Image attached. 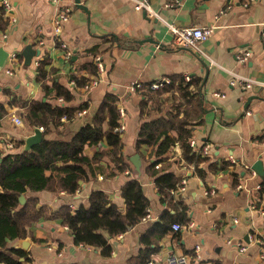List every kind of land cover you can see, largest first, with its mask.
Listing matches in <instances>:
<instances>
[{"label": "crops", "instance_id": "1", "mask_svg": "<svg viewBox=\"0 0 264 264\" xmlns=\"http://www.w3.org/2000/svg\"><path fill=\"white\" fill-rule=\"evenodd\" d=\"M11 1V11L4 13L3 9L0 10V19L4 16L10 21L6 30H0V35L2 32L8 35L0 43V54L2 48L9 53L4 66L0 67V105L6 111L0 118V152L15 151L14 146L11 148L8 144H15L22 135L33 132L30 125H18L13 120L14 115H20L26 121L25 109L30 100L63 104L57 98L48 99L43 82L37 79L35 61L38 58L41 62L46 61L47 54L51 62L46 65L49 74L45 82L52 86L56 80L71 89L75 99L69 104L87 103L88 112L76 115L73 120L63 119L59 126L51 125L46 137L70 139L83 124L92 121L105 95L114 93L119 97V105L126 108L127 115L126 129H114L113 132L124 142L125 158L131 161L132 155L140 153L143 166L142 175L136 173L133 164L132 172L115 173V164L105 139L98 146H85L84 154L89 161L74 156L57 163L55 173L58 177L68 171L80 174L78 183L73 184L69 191L29 190L25 194L27 199L36 198L39 207L47 205L53 210L64 204L77 209L81 204H89L92 191L102 189L125 210L122 187L129 179L138 177L154 216L110 238L113 246L110 256H103L101 249L76 244L74 236L59 219L42 218L28 227L24 236L32 240L26 251L31 258L30 264H129V259L139 254L141 234L153 222L160 220L168 206L162 201L154 177L145 173L152 148L143 146V153L136 150L138 130L143 120L137 104L140 94L130 92L129 85L133 81L147 83L178 74L204 78L201 91L205 110L202 121L194 126L190 138H195L200 146L211 144V154L208 160L200 163L205 170L203 177L196 172L194 163L180 158V144L167 154L168 159L163 165L187 179L186 190L177 194L174 201L182 197L189 207L190 220L187 223L174 222L182 224V228L175 230L173 223L172 230L159 241V248L151 258L165 260L170 254L195 253L199 244L202 260L198 264H264V199H257L261 197L258 187L262 186L264 177L254 169L257 161L262 160L264 164V98H254L248 110L243 109L248 95L264 97V0L249 6L244 4L247 0H180L172 6L166 5L172 0H149L158 14L154 17L144 9L135 8L138 0H81L90 13L77 7L75 0H65L73 5V11L59 37L54 32L53 19L57 7L52 2ZM170 23L211 26L213 31L196 50L173 43ZM107 35L125 37L133 42L153 38L155 42H137L136 48H128L104 42ZM60 42L66 43L73 52L70 60L65 58ZM29 43L40 49L41 54L29 66L20 59L11 64L10 55L22 54ZM96 44L102 45L101 56L107 65L102 80L90 90L82 86L72 87L71 73L89 74L83 65L95 59L89 49ZM106 47L109 48L104 51ZM245 51L250 55L247 60L240 61L239 56ZM8 68L12 69V74L7 72ZM235 74L262 83L243 89L240 84L231 83ZM214 91L225 96H215ZM171 134L176 135V131ZM211 163L216 166L211 167ZM234 173L243 177L240 189L235 184ZM211 187L215 193L206 194V189ZM178 210L181 211L180 206ZM171 212L176 213L174 209ZM238 242L246 244L247 250L240 251Z\"/></svg>", "mask_w": 264, "mask_h": 264}, {"label": "trees", "instance_id": "2", "mask_svg": "<svg viewBox=\"0 0 264 264\" xmlns=\"http://www.w3.org/2000/svg\"><path fill=\"white\" fill-rule=\"evenodd\" d=\"M2 9L0 7V10ZM9 23V19L2 16L0 30H6ZM104 42H111L112 45L120 44L128 48L138 46L137 42L116 35L105 36ZM108 48L103 49L106 51ZM101 51V44H96L89 49L95 57L101 55ZM19 59L24 61L23 54H19ZM44 60L46 61H42L38 66L37 79L43 82L42 86L48 99L63 97V104L42 99L30 100L25 109V119L31 127L37 125L44 128L43 140L30 150L21 151L20 148L24 141L19 139L14 144L15 151L0 152V264H30L31 258L28 253L13 247L11 243L26 236L27 228L42 218L59 219L62 225L68 227L76 244L101 249L103 256H110L113 251L110 238L121 235L128 231L129 226L140 223L150 207V200L138 177L129 179L122 187L121 194L125 199V210L121 209L110 194L102 189L92 191L89 204L87 206L81 204L77 209H73L69 204H64L57 210L47 205L39 207L38 200L33 197L28 198L24 205L20 204V195L26 194L29 190L69 191L73 184L78 183L80 174L77 171H68L58 177L55 173L57 163L74 156H81L84 161H89L88 156L84 154L85 146H98L105 139L109 145L108 153L115 164V173L133 171L131 161L123 154L122 138L113 132L120 119L119 97L114 93L105 95L92 121L83 124L70 139L46 137L51 125L62 124L64 116L68 120H73L76 112L86 108L88 104L81 103L72 106L69 103L75 99V94L71 89L56 80L53 81L52 86L47 84L45 81L49 70L46 65L51 61L47 54ZM83 67L89 71L88 75L76 72L69 75L70 79L76 80L77 87L83 86L99 75L95 59L86 62ZM171 78L173 79L171 85L158 90L147 87L139 91L140 115L143 121L138 130L136 150L142 152L143 146L152 148L150 162L145 168V173L154 177L162 201L168 207L160 220L153 222L149 229L141 234L142 247L137 256L129 259V264H147L152 259V254L159 248V241L172 230V224L179 221L187 223L190 220L187 213L189 207L183 202L181 196L180 199L174 201L175 195L172 193V190L178 188L183 177L163 165L171 149L176 144H180L182 148L180 158L187 163H194L198 175L201 177L205 175V170L200 167V163L208 160V157L194 150L188 142V139L193 136L194 126L202 121L205 110L201 91L204 78L196 75L192 76L190 81H186L185 76L180 74ZM173 88L181 91L188 99V103L192 101L193 108L190 110L175 107V110L166 114L144 118L142 110L148 104V98L153 95L151 93ZM5 112L4 106L0 105V118ZM172 131H176V135H172ZM210 166L214 167L216 164L211 163ZM234 175L235 184H238L239 174L234 173ZM263 191L264 182L260 196ZM178 206L181 211L178 210ZM171 209H174L176 213H172Z\"/></svg>", "mask_w": 264, "mask_h": 264}, {"label": "built area", "instance_id": "3", "mask_svg": "<svg viewBox=\"0 0 264 264\" xmlns=\"http://www.w3.org/2000/svg\"><path fill=\"white\" fill-rule=\"evenodd\" d=\"M49 1L52 2L57 7L56 14L53 19V27H54L55 34L59 37L62 33L64 23L68 21V19H70L71 17V14L73 11V5L66 3L65 0H49ZM256 1L258 0H247L245 1L244 4L246 6H249L250 4ZM178 3H180V0H172L171 2H168L166 5L172 6ZM0 6L3 7L5 11L4 13L11 11V9L13 8L11 0H0ZM229 7H231V5H229ZM135 8L138 10H142V9L146 10L148 15L151 17L158 15L156 10L151 6L149 0H138L135 4ZM11 19L15 20L14 17H11ZM169 29H170V32L173 34L174 44L179 45V46L189 47L191 49H196V50L199 49L200 43L208 39V37L211 35L213 31V28L211 26H177L172 23L169 24ZM7 36L8 35L6 32H2V34L0 35V43L4 41V39H7ZM262 36L264 38V32ZM60 44H61V47L64 49L65 58L67 60H70L73 56V52L70 49H68L66 43L60 42ZM249 55H250V52L245 51V53L239 56L240 61L247 60ZM9 60L11 64H14L17 61L19 62V55L16 53H13L10 55ZM95 62L98 67L99 75L98 77H94L93 79H91L90 81H88L82 86L86 90H90L94 88L95 86H97L102 80V75L106 72L107 65L101 55H97L95 57ZM40 63H41V59L40 58L36 59L35 64L39 66ZM7 72L11 74L13 73L12 69L10 68L7 69ZM185 79L186 81H190L191 76L185 75ZM172 83H173V79L171 77H159L147 83H144L141 81H133L129 85V90L130 92H133V93H137V92L139 93L140 90L145 89L147 87L158 90L168 85H171ZM231 83L232 84L238 83L241 85L243 89H250L252 88L254 84H257V83L261 84L262 82L256 81L255 79H252V78H245V77L235 74L233 79L231 80ZM70 84L72 87H77L75 79H71ZM214 95L221 96V97L225 96L224 93H221L219 91H214ZM58 100L60 102H63V97H59ZM87 112L88 110L86 108L80 109L76 112V115L78 116L86 115ZM119 113H120V119H119V124L116 127V130L122 131L126 129L125 118L127 115V110L123 105H119ZM63 119L65 120L66 117L64 116ZM13 120L18 125L23 124V119L20 117V115H14ZM188 142L194 150L200 151L202 155L208 157L211 154V144L205 143L200 146L198 141L195 138H189ZM262 143H264V140ZM8 145L11 148L14 146L13 143H9ZM233 161L235 160L233 159ZM242 178H243L242 176L240 175L238 176V179H239V182L237 184L238 189L242 187V183H241ZM186 185H187V179L184 177L180 185L178 186V188L175 190H172V193L176 196L177 194L184 192L186 190ZM258 189L261 190V185L258 187ZM205 193L206 194L215 193V189L212 187L207 188ZM257 199L258 200L264 199V191L262 193V196L260 198L257 197ZM253 207H256V205H253ZM153 218H154L153 211L149 207L147 209L146 215L143 217V220L148 221ZM173 228L175 230H179L182 228V224L174 223ZM228 242H231V241L228 240ZM237 246L240 251H246L248 248L247 245L242 242H238ZM200 249H201V245L198 244L195 247V253H185L181 255L170 254L165 260L151 259L147 264H198L200 263V260H202ZM1 264H7V263H1Z\"/></svg>", "mask_w": 264, "mask_h": 264}, {"label": "water", "instance_id": "4", "mask_svg": "<svg viewBox=\"0 0 264 264\" xmlns=\"http://www.w3.org/2000/svg\"><path fill=\"white\" fill-rule=\"evenodd\" d=\"M75 3L77 7L84 9L87 13H90L89 8L85 4H83L81 0H75ZM147 41L155 42L153 38L140 39L137 42L143 44L144 42ZM22 54L24 56V64L29 66L32 64L33 59L41 54V50L34 48L33 44L29 43L22 51ZM8 56H9L8 51H6L5 48H2V52L0 54V67L4 66V63L7 60ZM260 89L261 88L259 87L258 90L260 91ZM254 98H264V97L260 96L259 94L248 95L244 102V108H243L244 111L248 110ZM43 138H44L43 128L41 126L34 125L33 132L31 134L22 135L21 139L24 141V144L21 147V151L30 150L35 144L40 143L43 140ZM131 162L134 165V169L137 172V174L142 175L143 167H142V159L140 153H135L134 155H132ZM254 169L256 170V172H258V174L264 177V164L262 160L257 161V163L254 165ZM19 201L21 205H24L27 201L26 195L25 194L20 195ZM130 227L131 226H129V228ZM31 243L32 240L29 237H21L15 240L12 246L26 252L28 251Z\"/></svg>", "mask_w": 264, "mask_h": 264}, {"label": "rangeland", "instance_id": "5", "mask_svg": "<svg viewBox=\"0 0 264 264\" xmlns=\"http://www.w3.org/2000/svg\"><path fill=\"white\" fill-rule=\"evenodd\" d=\"M151 94L153 95L148 98V104L145 107H143L142 110L144 118H147L149 116L156 117L160 114H166L169 111L175 110V107H182V109L187 108L190 110L193 108L192 101L188 103V99L185 96H183V93L179 91L177 88H173L170 90H163ZM138 97L139 100L137 104L140 105L141 97L140 96ZM25 122L26 121L23 120L24 125L27 124Z\"/></svg>", "mask_w": 264, "mask_h": 264}]
</instances>
